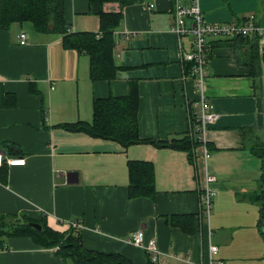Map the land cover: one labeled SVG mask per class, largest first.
<instances>
[{
    "label": "crops",
    "instance_id": "obj_1",
    "mask_svg": "<svg viewBox=\"0 0 264 264\" xmlns=\"http://www.w3.org/2000/svg\"><path fill=\"white\" fill-rule=\"evenodd\" d=\"M63 1L70 33L100 34L88 0ZM177 5L189 0H115L102 6V14L119 19L110 50L119 70L109 82L90 83L88 57L64 50L60 36L36 35L26 24L0 29V153L14 159L12 149L25 160L0 175V215L45 217L56 231L66 229L55 219L73 221L85 249L119 254L131 264L150 261L146 250L126 242L131 231L142 229L144 240H154L164 254L157 264L205 263L207 227L197 219L205 172L215 178L209 215L214 257L224 264H264V160L250 150H264V35L247 42L206 36L201 94L218 119L201 147L189 123L200 95L181 59L191 39L179 45L171 34ZM198 8L209 24L243 27L251 16L264 28V0H200ZM251 44L258 54L255 81L243 65ZM131 84L138 90V137L157 145L187 137L195 143L190 155L155 144L123 148L61 128L89 123L94 100L124 97ZM127 161L153 168L152 197L127 194ZM5 246L0 264H64L26 238H7Z\"/></svg>",
    "mask_w": 264,
    "mask_h": 264
},
{
    "label": "trees",
    "instance_id": "obj_2",
    "mask_svg": "<svg viewBox=\"0 0 264 264\" xmlns=\"http://www.w3.org/2000/svg\"><path fill=\"white\" fill-rule=\"evenodd\" d=\"M115 0H88L89 14H95L100 19V34H72L66 24H64V1L63 0H0V29L6 31L10 25L28 24L34 33L41 36H60V44L64 50L69 49L77 54L82 53L88 57L89 82H109L113 79L119 69L114 67L110 50L114 47L111 39L113 35L112 27H115L117 17L104 15L101 8L106 2ZM99 35V36H98ZM95 36H98L96 38ZM251 37V36H248ZM248 37L235 35L229 39L247 42ZM256 38V37H252ZM256 44L249 46V59L243 64L246 67L247 77L258 80V54L255 48ZM189 67L192 70L190 64ZM137 87L131 84L129 91L124 97H113L110 95L104 99H96L91 106L92 120L89 123H75L61 127L72 133H86L90 138L105 141H114L123 148L135 146L140 143L156 145L157 147L171 148L174 151H185L191 154L193 144L187 137L182 136L180 140H170L168 145L145 141L138 137L137 125ZM197 101V100H196ZM198 109L191 107L189 112V123L191 128L195 129L194 117ZM191 129V130H192ZM193 143V144H192ZM255 148V149H254ZM254 145L251 151L264 160V150H256ZM9 156L14 158L17 153H10ZM14 154V155H13ZM16 154V155H15ZM7 156V157H9ZM11 158V157H10ZM5 166L0 167V175L4 172ZM128 170V188L127 194L131 198L145 196L152 197L154 193L153 168L143 161H127ZM0 181L3 179L0 177ZM16 218L21 220L16 221ZM262 215L259 219L261 220ZM33 222L40 229L29 226ZM55 224L65 227L66 231H56L48 227L45 217L39 220H33L26 216L18 215H0V247L5 248L6 240L10 237L19 236L32 241L38 248H48L55 255L60 256L64 264H131L119 254L99 253L90 249H85L79 240L78 229L70 226L69 222L55 219ZM145 264H157L148 261Z\"/></svg>",
    "mask_w": 264,
    "mask_h": 264
},
{
    "label": "built area",
    "instance_id": "obj_3",
    "mask_svg": "<svg viewBox=\"0 0 264 264\" xmlns=\"http://www.w3.org/2000/svg\"><path fill=\"white\" fill-rule=\"evenodd\" d=\"M200 0H189V5L181 7L177 5L174 7V17L173 19V28L171 29V34L177 39L179 45L183 39H191L190 47L188 52H183L181 54L182 63L190 64L192 67V80L195 81V86L199 92V97L194 103L198 109L194 117V123L196 127L192 133L197 135V142L201 147L205 145V132L210 125H214L218 119V115L212 112V108L207 105L203 95L201 94V89H203L204 78L206 75L205 72V62L207 61V54L205 52L206 47V36L213 38H231L235 35L240 37H256L260 38L264 35V28L257 27L251 16L247 17L245 21V26L239 27L238 25L231 24H209L202 21V15L198 8ZM152 5H149L150 8ZM99 36V35H98ZM98 36H95L98 38ZM26 34L23 32L19 35L18 45L24 46L26 44ZM52 89V88H50ZM5 166L7 168H12L14 166L23 167L25 165V160L22 158L10 159L6 158L2 153H0V167ZM202 186H199L200 200L199 207L200 211L198 214V221L201 223L204 221L206 224V230L208 235V242L206 244L207 256L206 262H199V264H224L221 260L214 257L218 249L216 245L210 243V230H209V215L212 211V200L214 199L215 192L211 188L212 183L215 181V178L207 173H203L202 177ZM202 221H201V220ZM70 226L79 228L80 226L73 222L70 223ZM126 239L127 243H131L133 247L144 249L150 254L149 260L153 263L159 262L160 258L164 256L161 251L157 250L156 243L154 240H144L142 229L131 231L129 236Z\"/></svg>",
    "mask_w": 264,
    "mask_h": 264
},
{
    "label": "water",
    "instance_id": "obj_4",
    "mask_svg": "<svg viewBox=\"0 0 264 264\" xmlns=\"http://www.w3.org/2000/svg\"><path fill=\"white\" fill-rule=\"evenodd\" d=\"M18 220H21V219L16 218V221H18ZM28 225L34 227L35 229H40L41 228V227H39V225H37V224H35L33 222L28 223Z\"/></svg>",
    "mask_w": 264,
    "mask_h": 264
},
{
    "label": "rangeland",
    "instance_id": "obj_5",
    "mask_svg": "<svg viewBox=\"0 0 264 264\" xmlns=\"http://www.w3.org/2000/svg\"><path fill=\"white\" fill-rule=\"evenodd\" d=\"M26 26L30 27L28 24Z\"/></svg>",
    "mask_w": 264,
    "mask_h": 264
}]
</instances>
